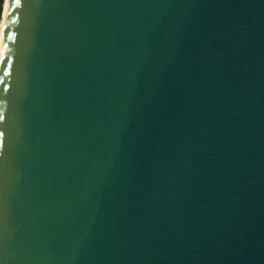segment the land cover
I'll list each match as a JSON object with an SVG mask.
<instances>
[{
	"label": "water",
	"instance_id": "water-1",
	"mask_svg": "<svg viewBox=\"0 0 264 264\" xmlns=\"http://www.w3.org/2000/svg\"><path fill=\"white\" fill-rule=\"evenodd\" d=\"M0 64V264H264V0H10Z\"/></svg>",
	"mask_w": 264,
	"mask_h": 264
},
{
	"label": "bare ground",
	"instance_id": "bare-ground-1",
	"mask_svg": "<svg viewBox=\"0 0 264 264\" xmlns=\"http://www.w3.org/2000/svg\"><path fill=\"white\" fill-rule=\"evenodd\" d=\"M10 0H5L4 3V13L2 16V22H1V27H0V59L3 53V43H4V37H5V21L8 13V5H9ZM0 69H1V64H0Z\"/></svg>",
	"mask_w": 264,
	"mask_h": 264
},
{
	"label": "trees",
	"instance_id": "trees-1",
	"mask_svg": "<svg viewBox=\"0 0 264 264\" xmlns=\"http://www.w3.org/2000/svg\"><path fill=\"white\" fill-rule=\"evenodd\" d=\"M4 3H5V0H0V27H1V22H2Z\"/></svg>",
	"mask_w": 264,
	"mask_h": 264
}]
</instances>
